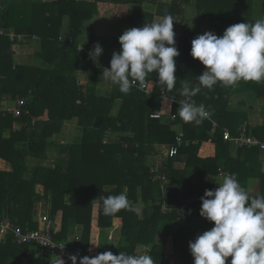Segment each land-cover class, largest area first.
Masks as SVG:
<instances>
[{
	"label": "trees",
	"instance_id": "1",
	"mask_svg": "<svg viewBox=\"0 0 264 264\" xmlns=\"http://www.w3.org/2000/svg\"><path fill=\"white\" fill-rule=\"evenodd\" d=\"M2 1L0 27L24 35L21 41L26 35L39 36L33 42H39L36 56L41 62L18 63L14 43L9 36L0 35V158L12 167L0 169V223L10 220L15 225L40 229L42 222H37L35 205L48 202L51 218L55 219L59 211L63 214L62 229L55 233V240L67 243L71 250L77 244L76 226L81 225L82 249L92 256V242H97L101 229L100 252L108 247L113 253H135L141 252L139 247L147 246L146 253L155 264H171L174 256L193 264L189 241L194 242L214 226L199 215L205 190L218 187L206 180L207 174L229 170L247 190L250 180L258 179L259 194H264V150L245 145L235 153L233 143L223 134L228 129L237 138L245 131L264 141V119L252 125L244 109L231 106L238 92L264 98V82L241 81L235 87L217 84L212 91L202 89L191 99L204 104L210 118L195 126L179 117L180 103L189 99L181 94L182 80L195 86L196 77L205 70L190 55L191 41L197 34L179 31L191 0ZM196 1L199 23L206 21L219 36L231 25L258 19L254 0ZM145 2L153 6L148 10L131 6ZM109 4L127 9L111 13L106 7ZM102 14L131 28L157 22L156 17L166 14L174 17L175 47L180 54L175 58L177 81L171 92L158 84L155 73L149 76L144 90L136 85L125 95L113 84L110 92L103 89V69L110 68L112 53L120 51L121 46L120 36L87 30V21ZM66 16L71 40L62 39ZM85 30L89 37L82 47L79 39ZM97 42L103 49L99 65L88 56ZM18 98L25 99V103L16 116L11 110ZM155 110H160L162 117L152 118ZM74 119L81 137L77 142L63 143L60 138L64 124ZM176 125L183 130L184 142L178 154L171 157L162 145L176 143ZM109 131L114 137L105 143ZM63 135L66 141L72 138L66 129ZM155 159L159 160L160 177L151 172ZM191 169L197 172L195 176H191ZM39 184L42 191L37 189ZM171 186L179 188L181 202L168 205L170 210L163 212L166 190ZM124 190L132 205L140 210L142 204V210L139 214L121 210L105 216L95 200ZM180 209L186 210V222L178 220ZM114 226H121L122 235L116 247H109L104 231ZM170 238L173 251L168 253ZM31 249L45 252L34 244L19 245L13 234H8L0 239V264H21ZM58 258L71 264L66 257L50 254L32 264H57Z\"/></svg>",
	"mask_w": 264,
	"mask_h": 264
},
{
	"label": "clouds",
	"instance_id": "2",
	"mask_svg": "<svg viewBox=\"0 0 264 264\" xmlns=\"http://www.w3.org/2000/svg\"><path fill=\"white\" fill-rule=\"evenodd\" d=\"M174 20L171 14H166L142 28L126 29L119 37L120 51L112 53L110 68H104L102 76L127 95L136 85L144 87L155 73L158 84L171 92L177 81L175 58L180 54L175 47ZM5 31L7 36L10 32L17 34ZM102 53L97 42L88 56L99 65ZM190 55L205 70L196 77L195 86L182 80L181 94L189 99L180 103L178 112L183 122L199 126L211 116L204 104L191 99L202 89L212 91L217 84L235 87L241 81L264 82V18L231 25L222 36L211 31L197 35L191 41ZM217 184L214 190L206 189L200 198L199 215L214 226L198 235L194 242L189 241L193 264H264V194L247 190L235 174L225 175ZM95 201L105 216L116 215L121 210L136 214L140 211L132 205L126 190L118 195H101ZM69 259L71 264H77V256ZM57 264L65 261L58 258ZM79 264H155V261L147 253L105 251L94 257L83 256Z\"/></svg>",
	"mask_w": 264,
	"mask_h": 264
},
{
	"label": "crops",
	"instance_id": "3",
	"mask_svg": "<svg viewBox=\"0 0 264 264\" xmlns=\"http://www.w3.org/2000/svg\"><path fill=\"white\" fill-rule=\"evenodd\" d=\"M44 1L52 2L53 0H44ZM87 1H94V0H87ZM160 1H170V0H160ZM254 1H255V3H254V11H255L256 17L258 19L259 18H264V14L262 13L263 0H254ZM196 4H197L196 0H191L189 5H187L185 7V18L186 19H185L184 23L179 25L180 33L181 32L182 33L185 32V33L193 34L195 32L197 35H200V34H204L207 31H211L214 34H216L217 36H219L218 33H217V30L213 26L207 24L206 21H203L202 24L199 23V21L197 19L198 18V9L196 7ZM107 6L111 7V6H115V5L109 4ZM139 6L141 8H143V9H147L148 10L153 5H151L148 2H145V3H143V4L139 5ZM189 8H192L193 12H194L192 17H190V18L186 17V12H187V9H189ZM160 18L161 17H156V21H159ZM101 19H104L105 21L101 20ZM69 23H70L69 18L67 16L64 17V25H63L62 31H61L62 32L61 33L62 34V39H68V40L72 39L70 28H69ZM86 27L88 28L87 30L94 29L99 35H112V36H121L126 29H131L130 26L123 25L120 22H118L117 20H114V19H111V18L102 17V16H99V15H97L93 19L87 21ZM10 31H14V30L10 29ZM88 37H89V35H88L87 31L85 30L84 34H82L80 36V39H79V42H80L82 47H83V45H85L88 42ZM33 41H37V40H34L30 35L29 36L26 35L25 40L21 41L20 44L14 48L15 51H16V54H18L19 52H22L23 50H26V49H28V50L32 49L33 50L30 53V55L25 56L23 58L24 60H22V61H19L18 60L19 58L15 55L16 60H17L18 63H26V64H31V65H38L41 62V59L36 56V49L38 48L39 42H33ZM103 79H104V80H102L103 85L106 83L107 86H105V87H107V89L109 90L108 92H110L111 89H112V83L110 81L106 80L105 78H103ZM243 94L247 97V99H248V101L250 103H253L255 101H259V99H260V97L257 98L256 96L255 97L254 96L250 97V96H248V94L246 92H238L237 96H239V102L242 101L243 99H245V96ZM235 100H237V99H235ZM241 104L242 103H239L238 105H233V102L231 101L232 108H240V109H244V110L248 111V105L249 104H247V105L244 104V106H241ZM249 114H250V111H249ZM263 119H264V112L262 111L258 115H256L254 118H253L252 115H250L249 122L252 125H258V124H261L263 122ZM68 124H72L74 126V128H73L74 130L71 129L69 131L71 136H72L70 141H66L64 139V135H63L64 131H65V125H68ZM173 127H175L176 129H181L180 125H176V126H173ZM76 131H77V135H76ZM80 137H81V131L77 127V119H74V120L70 121V123L66 122L64 124L63 130H62V133H61V138H60L63 143L77 142V141H79ZM233 145H234L233 151L236 153L239 148L237 147L236 144H233ZM262 157L264 158V154H262ZM263 161H264V159H263ZM51 162H53V161H51ZM0 169H2V170H12V167H11V164L8 161L0 158ZM263 171H264V164H263ZM196 173L197 172L195 170L191 169L190 174H193L191 176H195L194 174H196ZM209 179L215 181V180H219V177L218 176L216 177V175L207 174L206 180L209 181ZM212 183H214V182L212 181ZM37 189H38V191H42V185H40V184L37 185ZM248 190L250 192H252V193H259L260 192L259 180L258 179L250 180V182L248 184ZM139 206H140V210H142L143 205L140 204ZM50 208H51V206H50V204L48 202H37L36 203V205H35V216L37 218V222L38 223H41V216L42 215H45V214L50 215ZM195 210L196 209H194V211ZM53 220H55V222H56V229H57V232L59 233L61 231V229H62V222H63L62 211H59L57 213V215L55 216V219H53ZM101 231L102 230L99 229L97 242L95 243L96 245H99V246L94 245L93 242H92L93 252L95 253L93 255V257L96 256L99 253H102V252H105V251H111V250H107L108 249V247H107V248H105V250H103V251L101 250V252H100V248L99 247H100V244H101V241H102V239H101ZM104 232H105V235H106V237L108 238V241H109V245H107V246L116 247L117 244L119 243V241L121 239V235H122L121 226H114L112 228H108ZM75 236H80L81 238H83L82 237L83 236V226H81V225H77L76 226ZM147 249H148L147 246H141V247L138 248V250L141 251L142 253H146ZM166 251L168 253H171L173 251V241H172L171 238H170V240L168 242V246H167ZM111 252H113V251H111ZM44 256H49V254L46 253V252H42V251H40L38 249H31L30 256L29 257L24 256L22 258L21 264H32L33 261L39 259L40 257H44ZM171 264H185V261H184L182 256H174L172 258Z\"/></svg>",
	"mask_w": 264,
	"mask_h": 264
},
{
	"label": "built area",
	"instance_id": "4",
	"mask_svg": "<svg viewBox=\"0 0 264 264\" xmlns=\"http://www.w3.org/2000/svg\"><path fill=\"white\" fill-rule=\"evenodd\" d=\"M3 6V1L0 0V8ZM7 32L0 28V35H5ZM10 40L14 43V48L18 46L21 42V40L24 38V35L21 34H15L10 32L9 34ZM33 39H38L36 35H33ZM17 42V43H15ZM139 86V85H138ZM141 90L146 89V85L144 87H140ZM25 103V99L18 98L16 107L12 108V112L16 115H20V107H22ZM152 118H160L162 117V113L160 110H155L151 114ZM176 143L168 146L166 144L162 145V147L169 151V155L171 157H174L178 154L179 147L184 142V133L182 129H176ZM224 139L231 141L233 144H236L237 147L241 148L245 145L251 146V147H259L261 150H264V141L260 140L255 135H248L244 132H242L237 138H234L230 131L224 130ZM114 137V134L109 131L107 136L104 139V142L107 143L110 141V138ZM197 141V140H196ZM195 143V141H193ZM160 171V164L156 160L154 163H152L151 166V172L156 177H160L159 174ZM233 174L229 171H224L223 169H220L219 174V180H222L225 175ZM164 180H166L165 176H162ZM167 199L165 200V203L162 205V211L165 212L167 210H170L168 206ZM178 220L186 222V210L180 209V216ZM41 228L40 229H32L30 227H24L21 225H15L10 220H4L0 223V239H4L8 234H13L14 240L19 245L24 244H34L35 246L43 249L46 253L53 255V256H63L69 259L70 256L75 255L77 256V264H79V259L83 256H89L93 257L92 255L88 254L82 249V238L80 236H76V245L73 250H71L67 243L65 242H58L55 240V233L57 232L56 229V222L53 220L49 215L45 214L41 216ZM121 251L115 252L114 254H119ZM126 252V251H123ZM127 254H134V253H128ZM135 253H141V252H135Z\"/></svg>",
	"mask_w": 264,
	"mask_h": 264
},
{
	"label": "rangeland",
	"instance_id": "5",
	"mask_svg": "<svg viewBox=\"0 0 264 264\" xmlns=\"http://www.w3.org/2000/svg\"><path fill=\"white\" fill-rule=\"evenodd\" d=\"M131 6H133L134 7V9L135 8H137V9H139V8H141L139 5H134L133 3H132V5ZM107 7V9H109L110 11L109 12H111V13H117V11H119V12H121V11H123L124 9L126 10L127 9V6H122V5H120V6H106ZM3 8H4V6H3ZM193 9L192 8H189V9H187V12H186V17H188V18H190V17H192V15H193ZM100 16H102V17H104L103 16V14L102 15H100ZM107 18V17H106ZM101 20H104V19H101ZM105 21V20H104ZM190 21V20H189ZM204 26V25H203ZM107 31V30H106ZM17 49V48H16ZM33 50L32 49H30V50H28V49H26V50H23L22 52H19L18 54H16L15 53V55L19 58H17L19 61H22V60H24L23 58L25 57V56H27V55H30V53L32 52ZM20 54V55H19ZM27 61V60H26ZM104 87H103V89L104 90H106V92H107V87H105V86H107V84L105 83L104 85H103ZM244 95V94H243ZM245 96V95H244ZM235 99H237V100H235ZM232 102H233V105H238L239 103H242L241 104V106H244V104H249L248 105V111L247 110H245L246 111V114L248 115V117H250V115H252L253 116V118L256 116V115H258L260 112H264V110H263V108H264V98H260L259 99V101H255V102H253V103H250L249 101H248V99H247V97L245 96V99H243L242 101H240L239 102V96H237V93L236 94H234V96L232 97ZM237 109H240V108H237ZM241 110H243V109H241ZM249 111H250V114H249ZM117 112V109L114 111V113H116ZM70 123V122H69ZM73 125L72 124H68V125H65V129L69 132L71 129H73L74 128V126L72 127ZM74 130V129H73ZM78 131V130H77ZM77 131H76V135H77ZM70 133V132H69ZM224 170V169H223ZM224 171H229V170H224ZM229 172H231V171H229ZM232 173V172H231ZM219 174H220V170H219V173L216 175V177L217 176H219ZM208 179V178H207ZM223 180V179H222ZM222 180H215L217 183H220V182H222ZM212 181L214 182V184H217L214 180H211V179H209V182H211L212 183ZM218 185V184H217ZM108 245H109V243H108Z\"/></svg>",
	"mask_w": 264,
	"mask_h": 264
},
{
	"label": "water",
	"instance_id": "6",
	"mask_svg": "<svg viewBox=\"0 0 264 264\" xmlns=\"http://www.w3.org/2000/svg\"><path fill=\"white\" fill-rule=\"evenodd\" d=\"M168 204L171 206L179 205L181 202L180 191L177 186H171L166 191Z\"/></svg>",
	"mask_w": 264,
	"mask_h": 264
}]
</instances>
